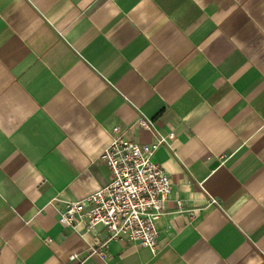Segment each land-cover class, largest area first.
Masks as SVG:
<instances>
[{"label": "crops", "instance_id": "obj_1", "mask_svg": "<svg viewBox=\"0 0 264 264\" xmlns=\"http://www.w3.org/2000/svg\"><path fill=\"white\" fill-rule=\"evenodd\" d=\"M113 127L173 135L155 256L57 222ZM0 264H264V0H0Z\"/></svg>", "mask_w": 264, "mask_h": 264}, {"label": "built area", "instance_id": "obj_2", "mask_svg": "<svg viewBox=\"0 0 264 264\" xmlns=\"http://www.w3.org/2000/svg\"><path fill=\"white\" fill-rule=\"evenodd\" d=\"M134 127L155 132V122L140 111ZM172 137L157 135L153 143L138 144L125 138L118 127L111 129L108 144L100 155L110 170V182L84 200L66 203L57 211L59 225L71 230L82 226L84 235L102 227L105 240L88 249L90 257L105 261L109 243L122 239L147 248L153 256L159 253L156 221L164 215L172 182L152 158ZM210 202L216 203L214 199ZM175 206L181 210L182 202L175 201ZM76 260L75 254L69 257L71 262Z\"/></svg>", "mask_w": 264, "mask_h": 264}]
</instances>
